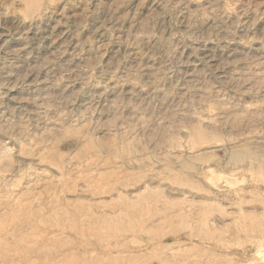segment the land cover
<instances>
[{"label": "rangeland", "instance_id": "rangeland-1", "mask_svg": "<svg viewBox=\"0 0 264 264\" xmlns=\"http://www.w3.org/2000/svg\"><path fill=\"white\" fill-rule=\"evenodd\" d=\"M0 264H264V0H0Z\"/></svg>", "mask_w": 264, "mask_h": 264}]
</instances>
